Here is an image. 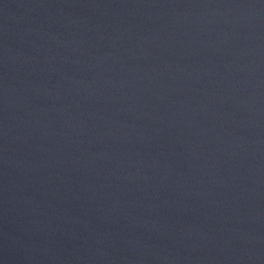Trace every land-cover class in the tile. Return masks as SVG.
<instances>
[{"label":"water","instance_id":"obj_1","mask_svg":"<svg viewBox=\"0 0 264 264\" xmlns=\"http://www.w3.org/2000/svg\"><path fill=\"white\" fill-rule=\"evenodd\" d=\"M0 264H264V0H0Z\"/></svg>","mask_w":264,"mask_h":264}]
</instances>
